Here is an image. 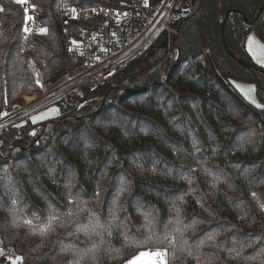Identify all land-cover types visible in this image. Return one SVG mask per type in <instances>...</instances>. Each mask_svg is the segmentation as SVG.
I'll list each match as a JSON object with an SVG mask.
<instances>
[{
  "label": "trees",
  "instance_id": "16d2710c",
  "mask_svg": "<svg viewBox=\"0 0 264 264\" xmlns=\"http://www.w3.org/2000/svg\"><path fill=\"white\" fill-rule=\"evenodd\" d=\"M192 1L174 24L182 35L163 33L112 83L65 95L52 121L28 118L0 130V238L9 255L23 264H127L142 250L167 249L169 264L264 262V108L238 99L217 76L235 93L233 81L255 82L264 105V74L242 65L221 39L234 9L228 44L264 69L246 48L253 26L264 37L263 13L252 25L243 16L254 19L264 0ZM58 3L37 1L49 32L25 40L22 6L0 0V114L18 108L23 95L38 97L33 49L48 82L78 68ZM13 191L23 209L15 215ZM49 205L60 217L54 231L32 234L22 217H39L38 232ZM167 233L174 246L161 243Z\"/></svg>",
  "mask_w": 264,
  "mask_h": 264
},
{
  "label": "built area",
  "instance_id": "2783aa9c",
  "mask_svg": "<svg viewBox=\"0 0 264 264\" xmlns=\"http://www.w3.org/2000/svg\"><path fill=\"white\" fill-rule=\"evenodd\" d=\"M37 1L29 0L26 5L20 4L23 11L27 7L28 14L36 17L35 21L28 22L32 33H24L25 36L38 35L41 27H47L40 18L41 10ZM192 4V0H129L124 6L99 4L83 7L68 0H59L57 11L67 53L78 64V68L56 82H48L43 61L33 49L29 55V68L34 81L36 73H40L42 87L37 85L39 97L28 101L23 95V102L18 108L2 112L7 115H0V130L25 121L39 109L73 91L81 88L96 91L112 83L142 57L163 33L181 36L174 24L190 12ZM73 41L76 43L73 44Z\"/></svg>",
  "mask_w": 264,
  "mask_h": 264
},
{
  "label": "snow or ice",
  "instance_id": "6c2138e0",
  "mask_svg": "<svg viewBox=\"0 0 264 264\" xmlns=\"http://www.w3.org/2000/svg\"><path fill=\"white\" fill-rule=\"evenodd\" d=\"M15 2L17 4H21V5H26L29 0H15ZM35 7V6H33ZM3 11V8H0V12ZM73 12H75L76 10L75 9H72ZM24 13H25V16H24V27H23V32L25 34H31L32 33V29L30 27H28V22L29 21H35L36 17H34L33 15H29V9L27 7L24 8ZM49 32L48 28L47 27H41L39 30H38V35H47ZM25 40L28 39V36L26 35L24 37ZM249 41H251L252 39H254V37L250 36L249 38ZM76 42L73 41V44H75ZM72 49H69V51H71ZM249 51L251 52L252 49L251 47H249ZM258 63L261 64L262 67H264V60H260L258 59L257 60ZM34 64V62H33ZM39 76H40V73L37 72L36 73V80H35V84L36 85H39L42 87L41 85V81L39 79ZM235 87H237L241 93L245 96V98L252 104H254L256 107H260V108H264V105H260L256 100H255V97H254V93H255V86L254 85H248V86H244V85H238V84H235V82H233ZM51 111L53 112H57L58 113V109H51ZM0 115H7V113H2ZM42 119L43 118H47V117H41ZM33 122H37L34 121ZM32 135H35V132L31 133ZM13 195L16 197L14 199L11 200V205L12 207L9 208L8 210L13 214L15 215L17 213V211L19 212H23V209H17L16 208V205L18 204V201H19V194L15 191H13ZM255 195V194H253ZM71 202V201H70ZM261 208L264 209V205H261ZM49 216L47 217L46 219V222H44L40 228H39V231L37 232L34 228V219H39V217H34V218H27L26 216L22 217L23 218V224L24 226L27 227V229L32 233V234H38V235H41V236H44V235H47L48 233L54 231V225L58 222V220L60 219L59 215L52 211V206L49 205ZM178 211V210H177ZM146 219H148L146 217ZM149 223H151V221H149ZM179 223V221H178ZM177 232L181 231L180 229H176ZM110 234V233H109ZM166 240L168 241L169 244L171 245H175L176 241H175V238L170 234V233H167L164 235L163 237V240H161V243H163V241ZM142 256H147L149 255L148 253H142L141 254ZM188 255L191 256L192 253L191 251L188 252ZM4 256V252L3 250H0V257H3ZM156 256L159 257V264H169V252L167 251V249H164L162 251H158L156 252ZM10 261H11V264H23V258L20 257V256H16L15 258H12V257H9ZM129 264H136V261L133 260V261H130ZM262 264H264V262H262Z\"/></svg>",
  "mask_w": 264,
  "mask_h": 264
},
{
  "label": "rangeland",
  "instance_id": "374dc122",
  "mask_svg": "<svg viewBox=\"0 0 264 264\" xmlns=\"http://www.w3.org/2000/svg\"><path fill=\"white\" fill-rule=\"evenodd\" d=\"M262 18L264 20V12H263ZM250 36L254 37V39H252L251 41H249V39H248ZM249 47H251V49H252L251 52L249 51ZM246 48H247V51H248L251 59L253 60V62H255L256 64L261 66V64L258 63L257 60L258 59L264 60V37L259 35L257 26H253L251 28V30L249 31V33L247 35V38H246ZM233 82H235V84L244 85V86L254 85L255 86V93H254L255 100L260 105H262L260 100H259V98H258V96H257V91H256L257 84L255 82L238 81V80H235ZM233 86H234L236 92L238 93V95L246 103L256 107L254 104L250 103L245 98V96L241 93V91L237 87H235L234 83H233ZM38 97L33 98L31 101L37 99ZM22 100H23V97H22ZM51 109H58V113L51 111ZM60 114H61L60 106L57 103H53V104H49V105L39 109L35 113H33L30 116V119H31L32 122L34 121V119H35V121H37V122H33V123H44L46 121H52L53 119H56L57 117L60 116ZM42 116L43 117H47V118H43L42 119L41 118ZM52 124L53 123L46 124L45 129L46 128L49 129L52 126ZM0 250H3V252H4V256L0 257V264H11V261H10L9 257L15 258V256H11V255H9L7 253L3 243L1 241V238H0ZM158 251H162V250H155V249L154 250H142V251L138 252L136 255H134L132 258H130V260L128 261L127 264H129V262L133 261V260L136 261V264H159V259L160 258L156 256V252H158ZM142 253H148L149 255L142 256L141 255ZM3 258L5 259V261L2 260Z\"/></svg>",
  "mask_w": 264,
  "mask_h": 264
},
{
  "label": "water",
  "instance_id": "95a60500",
  "mask_svg": "<svg viewBox=\"0 0 264 264\" xmlns=\"http://www.w3.org/2000/svg\"><path fill=\"white\" fill-rule=\"evenodd\" d=\"M234 11V9H228L225 13V17H224V20L222 22V25H221V39H222V43L225 47V49L228 51V53L230 55H232L233 57H235L242 65H244L246 68L248 69H251L253 71H257L259 73H263L264 74V69L260 68V67H257L255 66L254 64L250 63L248 60H245V59H242V58H239L235 52L230 48L229 44H228V41H227V37H226V24H227V20H228V17L229 15ZM264 11V1L263 3L261 4L258 12H257V15L255 16L254 19L250 20L248 19V17L243 13V16H244V22L248 25H252L254 22H256V20L260 17V15L263 13ZM216 72V71H215ZM217 73V72H216ZM217 76L219 77V79L221 80V82L223 84H225L227 86V88L233 92L235 94V96L242 100L241 97L234 92V90L225 82V80L217 73ZM257 81L260 83V78L259 76L257 75ZM3 261H5V259L3 258L2 259Z\"/></svg>",
  "mask_w": 264,
  "mask_h": 264
}]
</instances>
